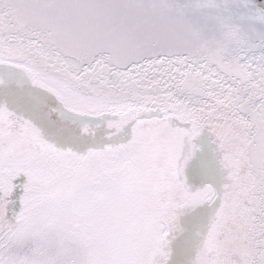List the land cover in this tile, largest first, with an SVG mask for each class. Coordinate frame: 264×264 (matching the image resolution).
<instances>
[{
    "label": "snow or ice",
    "instance_id": "obj_1",
    "mask_svg": "<svg viewBox=\"0 0 264 264\" xmlns=\"http://www.w3.org/2000/svg\"><path fill=\"white\" fill-rule=\"evenodd\" d=\"M0 264H264V0H0Z\"/></svg>",
    "mask_w": 264,
    "mask_h": 264
},
{
    "label": "water",
    "instance_id": "obj_2",
    "mask_svg": "<svg viewBox=\"0 0 264 264\" xmlns=\"http://www.w3.org/2000/svg\"><path fill=\"white\" fill-rule=\"evenodd\" d=\"M33 102L37 105H43L45 102L39 96H33Z\"/></svg>",
    "mask_w": 264,
    "mask_h": 264
}]
</instances>
